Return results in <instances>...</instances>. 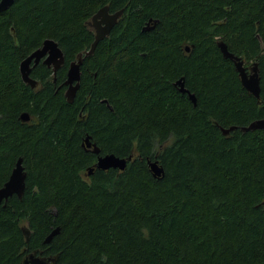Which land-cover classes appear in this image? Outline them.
I'll return each mask as SVG.
<instances>
[{
	"label": "trees",
	"instance_id": "16d2710c",
	"mask_svg": "<svg viewBox=\"0 0 264 264\" xmlns=\"http://www.w3.org/2000/svg\"><path fill=\"white\" fill-rule=\"evenodd\" d=\"M105 6L123 14L84 58L69 104L68 66L89 50L87 22ZM45 40L64 64L55 75L32 69L31 89L19 64ZM219 42L247 70L257 63L258 99ZM257 120L264 0H15L0 14V188L19 158L26 188L0 206V264L33 252L56 264H264V130L241 131ZM86 137L100 156L131 160L86 176L97 159Z\"/></svg>",
	"mask_w": 264,
	"mask_h": 264
},
{
	"label": "water",
	"instance_id": "95a60500",
	"mask_svg": "<svg viewBox=\"0 0 264 264\" xmlns=\"http://www.w3.org/2000/svg\"><path fill=\"white\" fill-rule=\"evenodd\" d=\"M15 0H0V14L7 11L14 3ZM123 14V10H119L114 13H109L107 6L99 9L97 13L87 22V26L94 29V40L90 45L88 51L83 54H79L76 57V60L69 64L66 72V80L64 86L66 91L64 93V98L67 103L71 104L75 98V95L79 89L80 78H81V66L83 60L86 57L91 56L96 46L99 42L107 38L111 30L115 27L118 20ZM147 29V28H146ZM144 29V30H146ZM217 47L220 50L223 58L229 60L233 63L234 69L240 80L242 88L249 93L254 98H259L260 86H259V75L257 69V63H253L247 70L244 66V61L241 58L234 56L228 50L225 44L219 42ZM188 48H186L187 50ZM47 68L51 69L53 74L61 68L64 64V57L61 49L58 45L52 40H45L42 43V46L35 51H33L27 58L22 60L19 64V73L23 83L28 85L31 89L36 87L37 82L30 77V73L33 67H36L40 61ZM175 86L179 87V92L182 94H187L189 100L195 105L196 100L194 95L185 90L183 86V80H179L175 83ZM22 122H27L29 117L27 114H22L20 116ZM236 130L235 127H231L227 130L221 129L223 135L229 134L231 131ZM256 130H264V120H257L247 127L241 128L242 132H252ZM82 147L88 151H91L92 154L97 156L96 163L93 167L87 169L86 176H91L93 170L107 171L109 169H117L118 171H123L126 167L127 161L131 160V157L127 159H120L114 155H99V148L90 142V138L86 137ZM149 169L154 178H159L163 174L162 168L157 164V162L149 163ZM26 188V172L23 166V160L19 158L4 185L0 188V206L5 207L8 200L12 197L21 199L24 195ZM264 210V200L262 203ZM21 232L27 243L30 236V231L26 226L21 228ZM59 233L58 228L53 230L44 240V244H49L54 236ZM57 257L54 258H43L37 256L35 252L27 254L22 261V264H56Z\"/></svg>",
	"mask_w": 264,
	"mask_h": 264
},
{
	"label": "flooded vegetation",
	"instance_id": "af4514ba",
	"mask_svg": "<svg viewBox=\"0 0 264 264\" xmlns=\"http://www.w3.org/2000/svg\"><path fill=\"white\" fill-rule=\"evenodd\" d=\"M155 21L154 22H152L151 24H150V27H154V25H155ZM89 27V26H88ZM90 28V30L93 32V35H94V29L93 28H91V27H89ZM152 29V28H151ZM78 56V55H77ZM76 60V59H75ZM72 63V62H71ZM39 64H41V65H43L42 64V60L40 61V63ZM38 64V65H39ZM37 65V66H38ZM36 66V67H37ZM36 67H33L32 69H34V68H36ZM47 68V67H46ZM49 69V68H48ZM32 71V70H31ZM53 75H55V74H53ZM31 77V76H30ZM32 78V77H31ZM34 80V79H33ZM55 80H56V78H53V82H55ZM37 81V80H36ZM65 81V80H64ZM63 84V83H62ZM37 87H38V81H37V85H36V87H34L33 89H37ZM65 87V86H64ZM65 89H66V87H65ZM37 256H41V257H43V258H48V257H46V256H42L41 254H36ZM49 258H51V257H49ZM48 264H50V263H48Z\"/></svg>",
	"mask_w": 264,
	"mask_h": 264
}]
</instances>
